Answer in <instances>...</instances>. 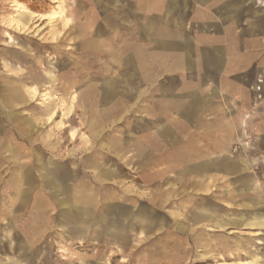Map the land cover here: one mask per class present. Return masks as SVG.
Instances as JSON below:
<instances>
[{"label":"rangeland","instance_id":"rangeland-1","mask_svg":"<svg viewBox=\"0 0 264 264\" xmlns=\"http://www.w3.org/2000/svg\"><path fill=\"white\" fill-rule=\"evenodd\" d=\"M169 1L0 0V264H264V228L243 225L256 213H234L239 211L236 208L230 209V226L200 221L197 225L189 223L184 232L177 230L179 221L186 224L190 217L178 213V218L173 215L169 221V211L175 209L169 201L160 213L167 218L163 228H151L149 218H137L129 242L123 247L108 234L97 236L93 225L79 237L73 233L75 224L60 221L62 206L54 203L42 182L44 170L35 164H58L68 158L67 170L77 171L75 183L79 186L75 189L90 186L98 199L111 190L112 184L90 181L87 169L79 166L80 160L96 152L107 156L106 164L117 169V179L123 187L134 185L147 194L157 184L147 178L162 168L168 169L165 177L173 178L170 174L179 168L175 163L179 158V137H162L157 130L160 122L170 128L179 126L175 104L167 105L162 93L165 86L174 89L178 83L175 74L165 71L172 59L170 54L148 36L151 29L161 28L160 21L168 23L164 29H169L170 24L175 26L179 0L173 2L172 13L167 14ZM15 3L22 13L15 10ZM59 5L64 8L61 13L70 18L64 29L61 20L39 19L41 15L60 12ZM194 8L201 12L205 9L204 14L214 19L236 14L239 21L233 29L247 27L248 45L254 46L259 56L257 64L264 67V0H206L204 5L187 0V18ZM32 13L38 18H30ZM54 29L61 32L54 35ZM127 60L129 64H125ZM54 77L55 85L49 83V78ZM259 78L256 75L252 81L249 74V84L253 90L264 92ZM110 82L115 83V95L102 103L100 90ZM69 91L78 92L79 102L73 114L64 119L70 127L62 130L43 117L47 110L42 105L46 103L42 94L56 96L52 101L59 105L57 97L64 101ZM250 114L252 111L242 114L241 130L227 156L235 161L257 157L250 170L263 181L264 132L250 127ZM60 117L61 114L56 119ZM96 118L100 126H88ZM71 127L91 135L89 141L70 139ZM116 138L134 143L118 153L121 159L101 147L106 140ZM84 144L88 149L79 152ZM72 149L74 154L69 157ZM146 151L150 155L145 156ZM193 159L191 155L188 164ZM217 177L210 194H194L197 200L217 199L223 209L220 203L224 185L228 183L231 192L234 188L229 179L223 180V175ZM193 179L190 177V181ZM189 184L187 180L173 188L180 193L185 188L189 193ZM171 187L165 183L161 189ZM115 193L116 188L111 194ZM133 194L135 205L149 206V196ZM112 200L133 206L132 200L117 196ZM236 202L240 201H232ZM206 233L212 238L208 245ZM195 234H199V241H194Z\"/></svg>","mask_w":264,"mask_h":264},{"label":"crops","instance_id":"crops-1","mask_svg":"<svg viewBox=\"0 0 264 264\" xmlns=\"http://www.w3.org/2000/svg\"><path fill=\"white\" fill-rule=\"evenodd\" d=\"M174 1H169L167 14L172 13L173 7L171 9V6ZM186 1L179 0L174 27L170 24L169 29H164L162 27L168 23L160 21L158 24L161 28L151 29L148 34L150 40L158 48L170 54L172 59L167 63L169 67L165 71L175 74L178 83L174 89L165 86L162 93L167 105L175 104L177 114L175 121L177 124L179 122V126L171 127V129L160 122V128L157 130L162 137H179V158L175 162L179 164V168L170 174L173 178L165 177L168 169L162 168L152 172L147 178L148 181L157 183L155 189H151L147 194L138 190L134 185L123 187L121 180L117 179V169L106 164L107 156L96 152L91 157L80 160L79 166L81 169H87L90 181L112 184L111 190L98 199L97 193L90 186L82 190L75 189L79 186L75 183L77 171L76 168L67 170L68 158L58 164L35 163L44 170L41 174L42 182L48 188L49 194L53 195L54 203L62 206L60 211L62 220L60 221H64L65 225L69 222L75 224L77 228H74L73 233H78L79 237L85 235V228L89 229L90 225H93L96 226L97 236L108 234L111 240L115 243L120 241L123 245L119 246L123 247L129 242L137 218L143 221L149 218V227L157 226L162 229L167 223V218L160 213L169 201L175 208L169 211V221L172 222L173 215L178 213H186V217H190L186 224L179 221V229H177L179 231L185 232L189 223L196 224L200 221L212 222L213 225L218 221L220 224L223 223L224 227L230 226L231 208L239 210L234 213H256L243 225L264 228V165L262 167L263 181H260L250 170L257 163V157L235 161L227 156L233 139L241 130L240 123L244 112L252 111L248 119L250 127L264 132V92L253 90L248 81L249 74H251L252 81L258 75L260 76L258 82L264 85V67L257 64L259 56L256 50H253L254 46L248 45L247 27L233 29L239 21L236 14L230 18L222 16L220 19H214L210 14H204L205 9L201 12L200 9L194 8L192 16L187 18ZM197 2L204 5L206 0H197ZM59 8L60 13L64 12L63 7L59 5ZM58 20L62 21V29L66 28L70 22V18L63 13L62 17L60 16L53 22ZM238 31L244 33L238 34ZM60 32V30H55L54 35ZM54 35L51 33L52 37ZM6 36L9 37L8 34ZM129 63V60L125 61V64ZM55 80V77L49 78V83L55 85ZM114 88V82L102 88L99 100L102 103L110 101L115 95ZM42 96L46 100V103L42 104L47 110V113L43 115L47 117L46 122L53 121L54 126L62 130L70 127L64 119H68L73 114L76 103L78 105V92H67L64 101L57 97L59 105L52 101L56 96L43 94ZM254 110H257V113ZM59 114L61 117L56 119ZM98 120L97 118L91 120L88 126L98 128L100 126ZM68 135L72 140L78 138L85 142H88L91 136L77 132L74 127L68 129ZM245 143L243 142L242 145L246 147L247 143ZM133 144L129 140L122 141L116 138L106 140L101 147L106 152H113L115 156H118L119 152L127 151ZM84 149H88L86 144L79 147V152ZM74 151L70 150L69 157L74 154ZM144 155H150L149 151H146ZM191 155L194 159L191 164H188ZM201 155H204V158L201 159ZM119 158L121 159L122 155H119ZM261 162L264 161L261 159ZM217 175H223L224 181L229 179V185L234 188V192H231L227 187L228 183L223 187L224 198L223 203L220 204L224 206V210L217 205L219 203L217 199L202 197L201 200H197L194 194L196 192L210 194L213 190L212 185H215L219 179ZM190 177L194 179L190 181ZM187 180L191 186L190 194L186 193L185 188L181 193L173 188L179 183L185 184ZM113 182L117 185H113ZM165 183L172 187L169 190L161 189ZM114 188H116L115 195H113ZM133 193L139 197L144 194L149 196V206L135 205L136 200L132 199ZM116 196L121 197L122 200H132L133 206L112 200ZM237 200L240 202L232 203ZM136 213L143 214L137 215ZM175 216L178 218V215ZM208 230L207 232H210L211 227H208ZM198 235H194V241H199ZM206 237H208V241L206 240V245H208L212 238L208 233ZM218 263L224 264V262L215 264Z\"/></svg>","mask_w":264,"mask_h":264},{"label":"bare ground","instance_id":"bare-ground-1","mask_svg":"<svg viewBox=\"0 0 264 264\" xmlns=\"http://www.w3.org/2000/svg\"><path fill=\"white\" fill-rule=\"evenodd\" d=\"M15 6V10H17L18 12H23V9H21L20 7L18 8L17 6H19V4H14ZM38 14L33 13L31 18H35L37 19ZM60 16H62V13L58 12V11H53L44 15H41V19H47L48 22H53L55 20H57ZM220 264V263H218ZM240 264H249L248 262H241Z\"/></svg>","mask_w":264,"mask_h":264}]
</instances>
